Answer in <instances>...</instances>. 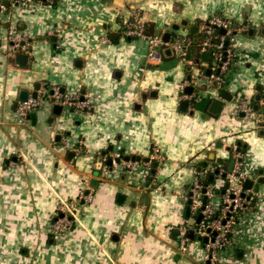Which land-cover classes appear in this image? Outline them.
Segmentation results:
<instances>
[{
    "label": "crops",
    "instance_id": "0c3cea01",
    "mask_svg": "<svg viewBox=\"0 0 264 264\" xmlns=\"http://www.w3.org/2000/svg\"><path fill=\"white\" fill-rule=\"evenodd\" d=\"M55 2L30 7L11 0L0 14V264H207L204 245L190 237L184 249L179 239L180 226L200 214L190 208L186 216L191 206L186 193L216 161L228 167L235 144L244 149L257 194L219 264H264V122L259 121L264 115V0ZM134 8H140L147 29L163 35L183 32L197 39L200 24L213 14L245 25L225 83L201 81L191 85L193 100L183 98L181 83L195 70L169 48L161 62L147 61L146 40L123 33L122 20L131 18ZM11 25L31 36L27 66L7 51ZM199 57L212 61L209 50ZM45 83L65 91L81 86L94 110L88 115L63 108L58 115L55 103H47L19 123L20 91L30 95ZM240 99L254 109L260 105L258 120L237 113ZM183 100L189 101L185 109ZM80 140L83 150L77 154L74 145ZM154 147L165 160L148 181L130 183L126 173L106 178L101 168L95 174L103 153L145 159ZM85 177L93 198L77 207L64 235L54 234L57 202L77 197ZM219 186L224 188L223 181Z\"/></svg>",
    "mask_w": 264,
    "mask_h": 264
},
{
    "label": "built area",
    "instance_id": "2783aa9c",
    "mask_svg": "<svg viewBox=\"0 0 264 264\" xmlns=\"http://www.w3.org/2000/svg\"><path fill=\"white\" fill-rule=\"evenodd\" d=\"M14 5H23L32 7L36 2H52L53 0H12ZM11 2V0H10ZM7 9V6L0 0V14ZM123 33L129 37H142L147 42L146 59L149 63H159L164 56V50L171 48L175 55L181 58L186 64L195 70L181 83L182 97L193 100L196 92H184L188 85H195L201 81L211 84L213 80L220 84L226 81V71L231 66L236 52V42L238 32L244 31L246 26L237 23L229 17L220 14H213L200 24L202 38H195L189 33L177 32L165 39L162 32L148 31V21L145 19L140 8H134L131 18L122 20ZM224 29L225 31H221ZM59 30V27L58 29ZM219 31V32H218ZM53 31H51L52 33ZM8 45L7 51L14 56L17 52H30L31 36L30 34L17 26L11 25L7 28ZM106 41V38L102 39ZM228 42V43H227ZM197 47L199 51L209 50L212 54V61L203 62L200 57L193 55V48ZM210 68V72L206 68ZM145 70V67H140ZM51 90V91H50ZM61 104L62 109H72L81 114L90 115L95 108V103L91 96L80 86L73 91H65L59 85L51 88L45 83L43 89L37 92V95L30 94L26 100H19L16 104L17 121L26 123L31 112L45 104ZM237 113H243L248 117L258 120V114L252 104L246 100L240 99L237 102ZM78 144V145H77ZM74 150L77 154H82L83 141H78ZM120 157L123 163L116 161ZM122 153H103V165L101 174L106 177L126 173L130 183H137V179L148 181L152 176L153 161L157 163L156 167L163 164L165 155L154 147L151 157L148 160L144 158L125 159ZM232 157L234 165L232 170H228L222 161H216L202 171L201 175L212 173L216 178L222 179L224 189L220 191V186L211 181L204 184L198 176L191 186L187 189L186 198L192 199L191 210L201 213V219L193 223H185L178 229L179 239L185 249L190 237L186 234L189 227H193L196 236L207 237L203 241L205 248V258L210 260V264H219L221 252L232 243V234L235 231L239 219L245 215L247 210L252 207L256 198V188L252 186L245 187V181L251 179V175L245 169V152L235 144L232 148ZM109 158L113 163H107ZM139 173L137 170L141 167ZM83 188L75 198L60 199L54 211L52 222V232L56 235H64L74 224L76 209L79 205L91 201L93 191L89 184V177L83 179ZM204 197L206 198L203 202ZM216 231L214 234L213 232Z\"/></svg>",
    "mask_w": 264,
    "mask_h": 264
},
{
    "label": "water",
    "instance_id": "95a60500",
    "mask_svg": "<svg viewBox=\"0 0 264 264\" xmlns=\"http://www.w3.org/2000/svg\"><path fill=\"white\" fill-rule=\"evenodd\" d=\"M3 2H4V4H5L6 6L10 5V0H4ZM182 22L185 23V24H187V20H183ZM178 26H179V25L176 24V25H174V28H177ZM195 30H196V27H194V28L192 29L193 32H194ZM221 31L224 32L225 30L222 29ZM250 32H252V29L250 30ZM170 36H171V31H166V32L164 33V38H165V39H169ZM52 39H55V37H52ZM227 43H228V42H227ZM169 49H171V48H169ZM171 50H172V49H171ZM13 58L15 59V61H16L19 65H21V66H27V65H28V62H29V59H30V54H29L28 52H17V53L15 54L14 57H11V59H13ZM208 72H210V70H208ZM188 78H190V75L188 76ZM39 87H40V84L38 85L37 88H39ZM258 87H259V89L262 88L261 85H259ZM62 90H63V88H62ZM186 90H187V92H191V91L193 90V87L190 85V86H188V87L186 88ZM222 91H223V92H226L225 90H222ZM33 95H37V91H34V92H33ZM28 96H29V91H28V90L23 89V90L20 91V99H21V100H26V99L28 98ZM261 97H262V94H261V93H257L255 99H256L257 101H259V100L261 99ZM214 103H215L214 105H217V104H220V105H221V102H219V101H214ZM188 104H189V101H188V100H183L182 103H181V107H182L183 109H185V108L187 107ZM259 109H260V105H259L258 103H256V105H255V110H259ZM53 112L56 113V114H58V115L61 114V113H62V105H61V104H55L54 107H53ZM259 121L264 122V115H262L261 117H259ZM55 138H56V140H61V138H62V133H57L56 136H55ZM70 154H72V151L70 152ZM124 158H125V159H129V158H132V159H134V158L140 159L141 157H140V156H133V155H125ZM145 159L148 160L149 157H145ZM115 160H116V161H119V160H120V157L115 158ZM107 163L112 164V163H113V159H112V158H109V159L107 160ZM102 164H103V159H102V156H100V157H99V161H98V163H97V170L95 171V174H96V175L99 174V170H100V168L102 167ZM156 165H157V163H154V168L152 169V173H155V171H156ZM233 165H234V158L231 159L230 163L228 164L227 169H228L229 171L232 170ZM261 172H263V171L261 170ZM213 178H214V176H213V175H210L209 179H210V180H213ZM95 180H96V179H95ZM260 181H264V178H262ZM252 184H253V181H252L251 179H247V180L245 181V187H250V186H252ZM256 188H257V187H256ZM205 200H206V198L204 197L203 202H205ZM191 202H192V199L190 198V199H189V203H191ZM190 208H191V206L188 204V205H187V208H186V216H187V217H189ZM201 216H202V214L200 213L199 216H198V218H197V221H199V220L201 219ZM213 233L215 234L216 231H214ZM186 234H187L189 237H191L192 239H194V238L196 237V234H195V231H194V228H193V227H189V228L187 229ZM198 238H199L200 240H204V241H207V240H208L207 237H202V236H200V235H198ZM207 264H210V260H207Z\"/></svg>",
    "mask_w": 264,
    "mask_h": 264
},
{
    "label": "trees",
    "instance_id": "16d2710c",
    "mask_svg": "<svg viewBox=\"0 0 264 264\" xmlns=\"http://www.w3.org/2000/svg\"><path fill=\"white\" fill-rule=\"evenodd\" d=\"M56 0H53L52 2L54 3ZM56 3V2H55ZM149 30V29H148ZM150 31V30H149ZM219 32V31H218ZM176 34V33H175ZM192 36H196V35H193V34H191ZM201 38H202V34H200L199 35ZM192 53H193V55L194 56H196L197 58L200 56V51H199V49L197 48V47H194L193 48V51H192ZM207 69V68H206ZM238 145V148H240L241 150H244L243 149V147H242V145L241 144H237ZM231 152H232V149H231ZM199 177H200V179L202 180V182L204 183V184H207V183H209V182H211V181H214V178H213V180H210L209 179V174H207V175H201V174H199ZM224 188H221L220 189V191H222Z\"/></svg>",
    "mask_w": 264,
    "mask_h": 264
},
{
    "label": "rangeland",
    "instance_id": "374dc122",
    "mask_svg": "<svg viewBox=\"0 0 264 264\" xmlns=\"http://www.w3.org/2000/svg\"><path fill=\"white\" fill-rule=\"evenodd\" d=\"M217 180H218V184L219 185L222 184V181L220 179H218V178L215 180L216 183H217ZM193 240H194V242L197 241V242H199V244L203 245V242L198 238V236L195 237Z\"/></svg>",
    "mask_w": 264,
    "mask_h": 264
}]
</instances>
